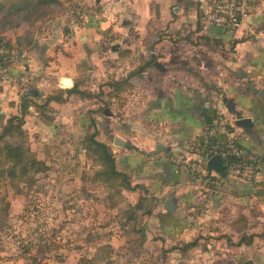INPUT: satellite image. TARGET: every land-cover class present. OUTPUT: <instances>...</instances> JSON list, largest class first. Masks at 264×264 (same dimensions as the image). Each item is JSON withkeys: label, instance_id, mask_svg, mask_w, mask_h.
<instances>
[{"label": "rangeland", "instance_id": "1", "mask_svg": "<svg viewBox=\"0 0 264 264\" xmlns=\"http://www.w3.org/2000/svg\"><path fill=\"white\" fill-rule=\"evenodd\" d=\"M126 1L60 0L61 6L54 14L21 23L2 33L1 38L12 47L6 52L23 51L30 55L34 74L27 78V71L19 70L13 75L6 74L0 82V90L2 85L11 87V96L19 92L13 100L3 102L4 117L0 124L11 113L19 115V104L24 98L30 104L22 116L25 143L35 158L45 163L47 170L37 173L30 186L18 182L23 194L14 193L8 179L0 180V264H32V258L36 264H231V178L241 179L253 189L248 193L264 185L261 169L264 163L259 162L260 151L264 154V96L254 95L253 101L231 95V90L224 94L223 90L231 86L222 87L232 82L228 73L218 89L212 90V96L206 90L207 95L198 101L195 97L200 85L194 87L195 83H189L180 72L176 78L171 73L165 79L154 71L142 79L129 76L128 85L123 84L121 89L109 86L112 80L127 77L144 64L145 57L149 58L146 44L144 49H139L140 40L134 32H154L157 38L164 35L163 21L160 15L157 17L159 5L165 6L164 2L156 0L157 19L151 23L135 16ZM123 2L125 6H121ZM37 47L40 49L34 52ZM139 60L140 65H135ZM3 65L7 72L6 63ZM64 77L70 78L76 90L83 94L66 93V88L71 86L70 82V87L63 86ZM245 82L240 88L247 93L250 81ZM58 93H61V102L46 100ZM225 99H231L241 115L252 118L257 140L238 133L239 129L232 125L233 116L223 106ZM0 100L4 101L3 97ZM155 108L157 116L153 120L148 117V111ZM211 109L221 114L220 119L234 134L238 147L246 138L248 149L254 151L247 154L256 161L258 181L247 175L228 174L230 181H226L224 205L217 211L208 206L212 215L204 214L203 227L198 229L203 235L191 237L200 241L184 253L177 250L181 241L155 242L152 233L148 235L150 239L144 237L141 241L124 221L123 211L136 202L137 194L144 198V206L152 207L151 197L146 191L136 190L134 194L121 190L119 194L117 188L95 180L93 174L100 166L82 148L84 136L96 131L95 138L113 150L116 167L128 174L130 183L136 184L145 176L144 170L153 166L142 132L150 129V125L159 127V120L175 124L177 120L183 122L189 116L195 118L201 110ZM218 121L216 118L210 124L214 134L207 142L224 140ZM205 129L200 137L189 141L187 151L197 152L198 139L203 138ZM113 137L127 141L128 146L121 148L112 144ZM131 154L138 155L141 163L134 165L131 157L122 158ZM164 157L169 159L167 165L175 164L170 162L172 154ZM213 180L208 176L209 184ZM4 206L6 213L2 211ZM253 210L256 211L255 207ZM139 215L136 228L145 224V216L140 212ZM175 215L182 220L186 212L180 210ZM253 223V219L248 220L245 231H250Z\"/></svg>", "mask_w": 264, "mask_h": 264}, {"label": "crops", "instance_id": "2", "mask_svg": "<svg viewBox=\"0 0 264 264\" xmlns=\"http://www.w3.org/2000/svg\"><path fill=\"white\" fill-rule=\"evenodd\" d=\"M159 1L160 3L164 2L165 6L161 5L160 7L159 5L158 13L155 9L156 0H132V3L129 0L126 1L127 5L131 6L134 15L137 14L140 19H147L151 23L156 22L157 13V17L160 15V19L163 21L164 35L158 38L155 37L154 32H134L140 40L139 49L147 47L150 53L148 57L153 58L151 63L144 66L138 73V78L142 79L144 75L150 76L151 73L155 72L161 74L165 79L171 73L176 78L180 72V75L189 79V83L192 85L195 83L194 87L200 85V92L195 97L198 101V98L202 99L204 94L207 95L206 90L212 96L214 94L212 90H215V87L218 89V85L220 82H224L226 73H228L229 76L231 74V85L228 81L222 89H225L226 86H231L229 87L231 89L223 90L224 94L231 90V95L245 96L248 100H253L254 95L262 98L258 96L256 91L248 88L247 93H245L240 87L243 86L245 80H249L253 83L255 90H262L264 94V0H259L251 15V18L254 16L255 23L251 24L245 19L232 32L204 24L203 15L209 0ZM124 3H121V6H125ZM122 33L124 34V32ZM39 49L38 47L35 48L34 52ZM6 54L7 59L4 60L7 67L6 74L13 75L21 70L22 72L27 71L25 76L31 78L34 74V68L30 55H25L23 51L15 53L11 51L10 53L6 52ZM10 54H12L13 60H11ZM144 59L148 60L146 57ZM154 62H157V65H153ZM24 65L26 70H24ZM135 65H140V60L135 62ZM190 80L193 81L190 82ZM203 84H206L208 89ZM63 86L69 87V84ZM12 94L11 87L2 85L0 90V98L3 97L4 100H0L2 109L3 102L13 100L19 95V92L15 96H11ZM162 96L164 97V94ZM165 97L167 98V96ZM190 98H192L191 95ZM217 104L220 106V102ZM203 106L206 105L203 104ZM156 111V108L151 112L148 111L150 114L148 117L154 120ZM11 114L15 115V113ZM195 116V118L189 116L183 122L180 120L183 126H180L179 120L175 124L167 123L166 120H159L157 122L159 127L150 125V129L142 132L146 139L147 148L150 149L147 150V155L153 161V166L152 171L151 169L144 170L145 176L135 182L136 184L140 183L147 190V195L151 197L152 203L151 212L145 216V224L140 229L147 239L149 238L148 235L152 233V240H156L155 242L162 241L164 244H173L181 241L184 243L191 241L194 234L195 237L203 235L198 229L203 227L204 214H211L207 209L208 206H212L217 211L224 205L223 199L227 194L224 189L228 184L226 183L229 180L228 174L225 173V176L222 177L207 170L210 172L209 176L214 180L212 184L206 185L203 179L192 175L194 172L189 165H167L166 161L169 159L164 157L172 154V158L198 159L199 153L186 150L189 141L200 137L202 129L204 130L206 127L200 116V111ZM243 116L249 115L244 114ZM168 139H170L169 143L166 142ZM241 142L243 144L239 148L245 157L252 158L247 153L250 151L251 154H254V151L248 149L249 145L246 138H243ZM157 144L163 150L156 151L155 146ZM157 152L163 153L164 156H159L160 154ZM152 154H154V158L151 157ZM125 157H131L134 165L141 163V159L136 154L122 155V158ZM172 158H170V162L175 159L171 161ZM261 169L264 170V164H262ZM262 175L264 176V173ZM147 177L148 180H146ZM262 183H264V178ZM131 185L134 184L131 183ZM201 189L204 190V193ZM250 189L241 179L231 178V264H245L246 260H250L251 264H264V236L261 235L264 234V185L256 188L257 190L254 192L248 193ZM129 192L134 194L135 191ZM165 198L172 199L173 211L167 212L163 209L162 204ZM240 205H242L241 208ZM180 210L186 212V216L182 220L177 219L175 215ZM192 210H195V213ZM239 215H243L245 218L243 227L237 223ZM251 219L254 223L251 230L247 232L245 229L248 220ZM237 228H241L239 232L236 231ZM258 230L263 231L258 232ZM241 234H253L250 243L236 244ZM194 239L197 243L200 241L198 238Z\"/></svg>", "mask_w": 264, "mask_h": 264}, {"label": "trees", "instance_id": "3", "mask_svg": "<svg viewBox=\"0 0 264 264\" xmlns=\"http://www.w3.org/2000/svg\"><path fill=\"white\" fill-rule=\"evenodd\" d=\"M60 0H0V38L2 33L7 30L14 29L18 27L21 23H29L40 19L48 14H54L58 8H60ZM20 45L19 41L16 42V47ZM4 51H9L12 47L5 42ZM7 59L6 52L0 55V60L4 63ZM152 57L148 58L143 64L125 78H120L118 80H112L109 86L113 87L115 90L121 89L124 85H128V80L132 76H137L138 73L143 69L144 66L149 65L152 61ZM130 76V77H129ZM203 86L207 88L206 84ZM66 93L77 92L83 94L82 91L76 90L75 85L72 84L70 88H66ZM61 93L50 95L47 97V101L61 102ZM30 104L22 98L19 104V115H11L7 117L4 123L0 124V180L8 179L10 186L13 188L14 193L23 194L22 187L19 186L18 182H23L25 186H30L35 181V175L47 170V166L42 160L35 158L33 153L30 151L25 143V132L22 129L23 125V114L26 113L27 108ZM200 116L206 127H210V124L215 118V110H201ZM91 123H94L93 119H90ZM96 131L88 133L84 136L82 140V148L86 151L87 155L94 160L97 165L100 166L93 174L95 180L101 181L106 186H111L117 188L116 193H121V190L125 191H135L138 192L146 191L140 184L131 185L128 174L116 167V160L110 146L104 142L98 141L96 138ZM215 140H210L209 142H202L201 139L198 140L196 153H202L205 151ZM218 175V174H217ZM144 198L138 195L134 205L130 204L123 211L124 221L130 225L131 232L138 234L140 240L144 238L142 230L136 228V219L139 217V212L141 216H148L151 212V207H146L143 205ZM5 205H7L5 203ZM2 211L6 213L5 206ZM137 214L139 216H137ZM237 223L243 225L245 224V218L243 215H239ZM241 228H237V232ZM261 235L264 236L262 233ZM253 234L245 235L241 234L236 244L240 243H250ZM197 241L191 240L189 242H184L181 246L177 247V250L184 253L188 249L195 247ZM32 264H36L35 260L32 258Z\"/></svg>", "mask_w": 264, "mask_h": 264}, {"label": "built area", "instance_id": "4", "mask_svg": "<svg viewBox=\"0 0 264 264\" xmlns=\"http://www.w3.org/2000/svg\"><path fill=\"white\" fill-rule=\"evenodd\" d=\"M259 0H209L204 12V24L219 27L225 31L232 32L253 14ZM6 40L0 38V55L4 52ZM6 68L0 60V82L5 80ZM218 111H215V120H219V133L224 135L222 142L216 141L205 151L200 153L197 160H187L184 157H177L173 162L175 165H189L197 178L203 179L204 183L210 185L208 181L209 171L205 167L206 154H218L224 160V170L226 174L236 177L251 176L257 182L258 171L256 161L252 158H244L241 149L236 144L234 134L228 131L224 122L220 119ZM205 135L201 141L206 143L207 138H211L213 133L211 127H206ZM212 131V132H211ZM214 134V133H213ZM212 134V135H213ZM212 140V139H210ZM205 177V179H204ZM211 176H209L210 178ZM210 189H212L210 187Z\"/></svg>", "mask_w": 264, "mask_h": 264}, {"label": "water", "instance_id": "5", "mask_svg": "<svg viewBox=\"0 0 264 264\" xmlns=\"http://www.w3.org/2000/svg\"><path fill=\"white\" fill-rule=\"evenodd\" d=\"M257 18V16H256ZM247 22L254 24L255 23V19L254 16L251 18V16H249L247 19ZM153 65H157V62H154ZM26 66L24 65V70H26ZM70 80V81H69ZM70 82V86H72V82L71 79L68 78H62L61 83L64 84H69ZM69 86V87H70ZM247 86L253 90L256 91V93L258 94V96L262 97L263 91L262 90H255L254 89V85L252 82L248 83ZM223 106L225 107L226 111L229 112L232 116V125L236 128L239 129V134L240 135H246L248 136L251 140H257V135L255 134V132L253 131V120L250 116H243L241 115L235 108H234V103L232 102L231 99H225L223 100ZM222 106V104H221ZM4 117V113L2 112L1 109V105H0V120L3 119ZM112 144L118 146V147H127L128 146V142L124 141L118 137H113L112 139ZM163 150V148L157 144L155 146V150ZM259 162L260 163H264V154L260 151V156H259ZM205 167L207 170H210L216 174H218L219 176H225V170H224V160L223 158L218 155V154H213V155H209L206 154V160H205ZM163 209H165L168 212L173 211L174 209V203L172 201L171 198H165L162 204ZM245 264H251L250 260H246Z\"/></svg>", "mask_w": 264, "mask_h": 264}]
</instances>
